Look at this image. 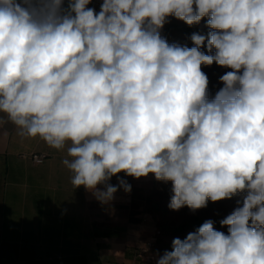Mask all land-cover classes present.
<instances>
[{"label": "clouds", "instance_id": "1", "mask_svg": "<svg viewBox=\"0 0 264 264\" xmlns=\"http://www.w3.org/2000/svg\"><path fill=\"white\" fill-rule=\"evenodd\" d=\"M92 2L0 0V125L68 146L101 204L131 192L120 173L171 182L174 211L242 197L227 234L206 220L155 264H264V0ZM169 17L208 32L169 43ZM213 63L231 70L210 98Z\"/></svg>", "mask_w": 264, "mask_h": 264}, {"label": "crops", "instance_id": "2", "mask_svg": "<svg viewBox=\"0 0 264 264\" xmlns=\"http://www.w3.org/2000/svg\"><path fill=\"white\" fill-rule=\"evenodd\" d=\"M67 147L0 125V264H148L138 255L146 238L142 222L132 219L131 193L119 188L101 204L75 188L63 164ZM33 153L46 155L45 162H33Z\"/></svg>", "mask_w": 264, "mask_h": 264}, {"label": "rangeland", "instance_id": "3", "mask_svg": "<svg viewBox=\"0 0 264 264\" xmlns=\"http://www.w3.org/2000/svg\"><path fill=\"white\" fill-rule=\"evenodd\" d=\"M89 7L95 8L97 12L100 10V4L95 0ZM178 21L181 22L179 25L184 23L181 20ZM162 34L163 31L161 30ZM183 41L179 40L177 43L185 45ZM202 69L204 68L202 67ZM120 179L131 185L132 219L136 222H142V231L146 238L143 240V245H147L145 247L147 251L143 253L142 257H139L143 258L145 256L148 264H155V256L157 254L162 255L165 251H171L174 238L184 239L189 233L196 231L184 225L194 216L217 221L219 226L216 229L227 234V227H221L220 220L229 215L238 206L237 201L242 199L238 195L232 199H225L215 203L209 201L207 207L198 209L195 212L187 207L174 211L168 207L173 195L171 182L157 181L151 174L148 177L135 179L120 173L117 176H113L110 183L114 186L118 185ZM3 182L4 169L0 161V199ZM143 245L140 247H143ZM139 252L140 248H138V255Z\"/></svg>", "mask_w": 264, "mask_h": 264}, {"label": "trees", "instance_id": "4", "mask_svg": "<svg viewBox=\"0 0 264 264\" xmlns=\"http://www.w3.org/2000/svg\"><path fill=\"white\" fill-rule=\"evenodd\" d=\"M97 3H101L102 0H95ZM179 22L177 19L173 17H169L168 22L163 27L162 36L169 42V43H177L179 40H184L183 43L185 45H188L189 47H193L194 45L191 42V35L193 33H201V34H207L208 28L206 27V21H202L198 25L194 26H188L185 23H182V25H179ZM207 52L206 45L202 49ZM204 69H202L205 74L208 76L209 84H208V92L209 96L214 97L215 94L220 90L221 87H223L222 83L220 82V77L224 75L227 71H230L231 69L220 67L217 64L213 63L211 66H202ZM238 196V195H237ZM206 220H209L208 218H201L199 216H194L192 219H189L186 223H184L185 226H187L189 229L197 230ZM212 220V219H211ZM215 222V227L219 226V223L217 221L213 220Z\"/></svg>", "mask_w": 264, "mask_h": 264}, {"label": "built area", "instance_id": "5", "mask_svg": "<svg viewBox=\"0 0 264 264\" xmlns=\"http://www.w3.org/2000/svg\"><path fill=\"white\" fill-rule=\"evenodd\" d=\"M30 158L32 159L33 162L37 163V164H42L45 162L47 156L43 155V154H37V153H33L31 155H29ZM147 245L145 244L143 247H139L140 248V252H139V256L142 257L143 253H145L147 251V249H145Z\"/></svg>", "mask_w": 264, "mask_h": 264}]
</instances>
